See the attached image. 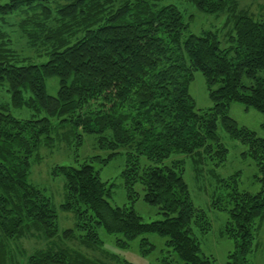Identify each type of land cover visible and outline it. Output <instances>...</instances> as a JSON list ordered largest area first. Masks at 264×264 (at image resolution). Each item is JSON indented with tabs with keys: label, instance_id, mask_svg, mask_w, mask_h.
<instances>
[{
	"label": "trees",
	"instance_id": "16d2710c",
	"mask_svg": "<svg viewBox=\"0 0 264 264\" xmlns=\"http://www.w3.org/2000/svg\"><path fill=\"white\" fill-rule=\"evenodd\" d=\"M190 1L200 10L231 17L229 46L222 47L211 31L187 34L175 5L0 0V82H8L14 106L46 112L19 119L0 110V264H106L54 240L98 246L103 242L99 227L121 233L122 246L143 233L167 235L166 245L179 260L164 256L161 264H215L213 257L199 254L195 233L209 232L212 222L192 201L183 161H165L173 154L203 152L216 166L222 164L228 148L218 136V121L245 145L241 154L258 169V192L234 188L223 203L212 201L213 208L229 214L223 232L237 250L227 264H251L246 254L259 227L255 218L264 212V137L239 126L228 112L232 102L264 112V19L255 20L238 0ZM13 15L17 20L10 21ZM15 32L30 46L45 47L48 60L25 63L27 58L12 48ZM194 70L204 75L213 102L205 110L195 107L188 91ZM53 75L59 78L56 96L46 91L45 79ZM59 127L68 128L63 134L76 133L79 142L82 133L97 134V146L109 150L106 157L93 155L79 166L52 167L51 175L64 179L60 210L75 217L76 229L61 232L50 198L30 182L32 162L40 160L41 146L52 144L51 131ZM120 147L127 148L121 177L128 197L134 200V185L140 182L144 200L158 205L163 219L144 222L132 206L108 202L111 184L93 163L105 164ZM34 237L44 238L46 247L16 250L22 239ZM141 246L143 254L153 249L145 237Z\"/></svg>",
	"mask_w": 264,
	"mask_h": 264
},
{
	"label": "rangeland",
	"instance_id": "374dc122",
	"mask_svg": "<svg viewBox=\"0 0 264 264\" xmlns=\"http://www.w3.org/2000/svg\"><path fill=\"white\" fill-rule=\"evenodd\" d=\"M153 7L163 5H175L182 13L183 20L187 22L186 33L200 34L203 31H211L216 34L222 47L231 44L230 36L234 35L233 20L227 13H210L198 9L190 0H146ZM241 9L247 10L255 20L264 19V0H238ZM10 21L17 20V16H9ZM12 48L21 57H26L25 63H43L48 60L45 47H32L24 35L15 32L12 36ZM46 91L51 96H56L59 87V78L55 75L45 79ZM188 91L197 109L205 110L213 105L209 97L204 75L200 70L193 71V79L188 84ZM28 95L25 93V97ZM0 110L9 112L19 119L41 117L45 111L36 113L26 106H14L11 103V92L6 80L0 82ZM229 115L235 119L239 126H246L256 132L258 136L264 137V112L254 107H246L243 103L232 102L229 108ZM37 114V115H36ZM68 128H53L51 131L52 144L41 146L39 153L40 160L32 162L30 182L43 189L50 198L52 207L58 214L59 231L76 229L75 217L72 212L60 210V204L64 200V179L62 176H52L51 169L54 165H74L80 163L90 156L98 155L106 157L108 149L97 146L96 136L93 133H82V140L76 133L62 132ZM217 133L220 140L228 148L226 160L216 166L214 158H210L201 152L195 155L173 154L165 161L170 164L172 160L183 161L184 179L188 185L190 195L196 207L202 208L212 222V228L207 233H195L200 246V253L214 258L215 264H227L234 258L229 255L237 250L232 238L227 237L223 229L229 214L226 210H218L212 207L213 200H220L222 203L229 197V193L236 188L238 191L256 193L260 190L261 184L255 178L258 173L257 165L250 158L241 153L245 145L232 139L223 129L218 121ZM126 147H120L118 153L109 161L103 164L100 161L93 163L103 181L111 184V192L107 197L111 206H132L142 217L144 222H152L164 218L160 213L158 205L144 200V189L140 182L135 183L134 190L137 194L134 200L128 197L121 171L125 166ZM147 163H152L145 159ZM161 165V164H160ZM236 172L234 178H230ZM228 181V182H227ZM227 182V184H226ZM257 228L254 236L252 250L247 253L251 264H264V212L262 216L255 218ZM98 233L102 239L101 245H81L78 240L66 238H55L57 246H67L80 250L86 256L99 259L106 264H161L164 256H169L173 261H178V254L166 245L167 235L156 232L137 235L129 241L128 246L118 244L117 238H122L121 233L107 232L99 227ZM153 244V249L142 253L141 239ZM44 238H24L17 245L16 250L30 253L38 248L46 247ZM16 250L14 251L17 254Z\"/></svg>",
	"mask_w": 264,
	"mask_h": 264
}]
</instances>
